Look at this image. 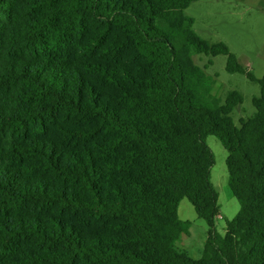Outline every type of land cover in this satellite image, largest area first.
<instances>
[{
    "label": "trees",
    "instance_id": "obj_1",
    "mask_svg": "<svg viewBox=\"0 0 264 264\" xmlns=\"http://www.w3.org/2000/svg\"><path fill=\"white\" fill-rule=\"evenodd\" d=\"M195 0H0V264H264V73L192 28ZM180 51L259 84L221 102ZM214 135L240 209L219 234ZM183 198L208 225L176 248Z\"/></svg>",
    "mask_w": 264,
    "mask_h": 264
},
{
    "label": "rangeland",
    "instance_id": "obj_2",
    "mask_svg": "<svg viewBox=\"0 0 264 264\" xmlns=\"http://www.w3.org/2000/svg\"><path fill=\"white\" fill-rule=\"evenodd\" d=\"M184 14L193 19V30L211 43L223 42L234 53L238 61L260 79L264 73V0H195ZM179 57L188 65H197L211 78V93L222 101L226 94L236 90L243 101L237 105L231 117L236 126L241 118L249 117L255 110L252 100L259 94V84L251 81L246 74L228 72L227 56H210L180 51ZM206 142L213 152L214 163L210 170V180L218 193L219 214L215 217V227L219 234L225 232L226 221L239 211L240 204L228 185L226 167L227 151L214 135ZM179 220L188 224L176 241L178 250H185L192 258L202 255L207 237L208 225L199 217L193 205L183 198L178 206Z\"/></svg>",
    "mask_w": 264,
    "mask_h": 264
},
{
    "label": "crops",
    "instance_id": "obj_3",
    "mask_svg": "<svg viewBox=\"0 0 264 264\" xmlns=\"http://www.w3.org/2000/svg\"><path fill=\"white\" fill-rule=\"evenodd\" d=\"M188 229V228H187ZM187 231V230H186ZM186 231H183V232H186ZM182 233V232H181ZM180 235V234H179ZM179 238V237H178Z\"/></svg>",
    "mask_w": 264,
    "mask_h": 264
}]
</instances>
